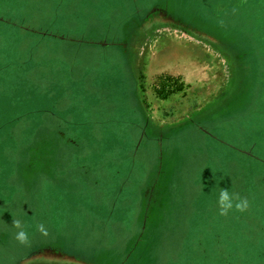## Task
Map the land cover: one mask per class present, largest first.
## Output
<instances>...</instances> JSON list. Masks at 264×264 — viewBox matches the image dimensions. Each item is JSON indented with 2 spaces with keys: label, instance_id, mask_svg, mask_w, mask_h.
Returning <instances> with one entry per match:
<instances>
[{
  "label": "rangeland",
  "instance_id": "rangeland-1",
  "mask_svg": "<svg viewBox=\"0 0 264 264\" xmlns=\"http://www.w3.org/2000/svg\"><path fill=\"white\" fill-rule=\"evenodd\" d=\"M181 21L188 82L143 77ZM101 259L264 264V0H0V264Z\"/></svg>",
  "mask_w": 264,
  "mask_h": 264
},
{
  "label": "crops",
  "instance_id": "crops-1",
  "mask_svg": "<svg viewBox=\"0 0 264 264\" xmlns=\"http://www.w3.org/2000/svg\"><path fill=\"white\" fill-rule=\"evenodd\" d=\"M154 15L152 14L151 17H153ZM172 14H169V16L171 18ZM155 17V16H154ZM156 17H158L156 15ZM164 19H166V17H163ZM162 18V19H163ZM181 26L180 29L178 26L170 24V26L168 25L167 27H164V25H156V26H160V30H156L155 32H160V34L162 36H160L157 41L153 42L149 44L147 47L145 46V49L143 51H140V45L141 43H138V39L140 38L138 35H133L132 34V38L134 40L137 39V41H134L130 44L131 48V52L133 54L132 56V61L134 63V61H138L140 58L142 57H147L151 60H153L154 58L157 59L159 57H165L166 55H168L170 57L169 63L165 64V65H159V63H154V64H150V65H144V67L142 68V72L143 73V77L146 76V74L150 77L153 76V72H155L154 75H159L160 73H168L171 75H175V76H179L181 79H183L184 81L188 82V78L190 79V73L188 72V55L185 53L184 51V47L187 46V44L189 43V38L190 35L192 36L193 33L192 31H190L189 26L187 24V22L181 21ZM191 33V34H188ZM134 36V37H133ZM193 39H195V42L197 43L198 41L204 42L205 38L207 39V36L205 35H193L192 36ZM205 37V38H204ZM170 43L171 45L168 46L169 48H165L164 43ZM212 42V41H211ZM152 46H154L153 50L151 52H149L148 49L152 48ZM210 47V46H209ZM213 48V47H212ZM164 49V50H163ZM146 50V51H145ZM148 51V52H147ZM208 55L209 52H212L211 47L208 48L205 51ZM209 56V55H208ZM207 67L209 68V71L211 70V72L214 74V71L216 73H218V75L220 74V70H217L215 68V66L210 65V63L208 62V60L206 61ZM134 68L136 69V66L134 64ZM203 69L204 71V67L201 68V70ZM220 69V67H219ZM214 76V75H213ZM146 78V77H145ZM212 81L211 83H218V82H222L220 77L219 80H217V78L215 77H211ZM102 256V254H100ZM102 259L100 261V264L102 263Z\"/></svg>",
  "mask_w": 264,
  "mask_h": 264
},
{
  "label": "clouds",
  "instance_id": "clouds-1",
  "mask_svg": "<svg viewBox=\"0 0 264 264\" xmlns=\"http://www.w3.org/2000/svg\"><path fill=\"white\" fill-rule=\"evenodd\" d=\"M216 205L220 216H228L230 212H246L250 207V201L246 196L240 193L230 191L228 188H221L216 200ZM12 226L18 231L15 233L14 239L20 244L27 246L31 243L29 233L25 230V225L20 219H13ZM36 231L41 235L47 236L48 230L43 223L36 224Z\"/></svg>",
  "mask_w": 264,
  "mask_h": 264
}]
</instances>
